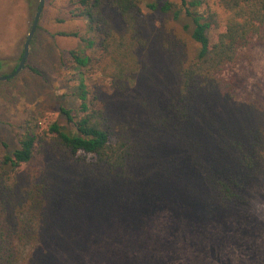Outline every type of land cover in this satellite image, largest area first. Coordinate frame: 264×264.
<instances>
[{"label": "trees", "instance_id": "1", "mask_svg": "<svg viewBox=\"0 0 264 264\" xmlns=\"http://www.w3.org/2000/svg\"><path fill=\"white\" fill-rule=\"evenodd\" d=\"M23 2L38 8V0ZM215 5L69 0L68 18L85 21V30L56 35L82 46L66 52L79 70V104L60 108L67 128L57 120L39 131L26 126L0 154V264H56L55 247L68 254L113 211L131 216L168 203L210 219L244 204L257 174L264 181V109L227 74L263 37L264 0ZM152 51L158 82L145 57ZM92 62L112 70L108 93L88 90L82 71ZM6 67L0 59V73Z\"/></svg>", "mask_w": 264, "mask_h": 264}, {"label": "rangeland", "instance_id": "2", "mask_svg": "<svg viewBox=\"0 0 264 264\" xmlns=\"http://www.w3.org/2000/svg\"><path fill=\"white\" fill-rule=\"evenodd\" d=\"M143 1L161 5L180 0ZM207 2L218 10L215 0ZM68 4L69 0H44L24 68L17 76L0 81V154L10 153L17 146L26 126L39 131L48 121L57 120L67 128L60 108H76L79 104V70L66 52L82 46L75 38L56 35L85 30V21L68 18ZM36 12H29L23 0H0V59L7 60L0 76L9 74L19 63ZM57 18L67 21L58 23ZM86 53L92 56L93 51ZM158 56L156 51L145 56L150 79L155 82L164 78ZM30 68H37L41 76L34 75ZM82 72L89 91L103 88L109 92L110 68L92 62ZM227 74L240 80L238 94L242 98L255 100L264 109V34L253 46L241 50L238 62L228 68ZM116 107L131 110L120 99ZM96 229L97 235L68 246V254L55 247L59 258L56 264H264V181L257 174L245 189L244 204L210 219L164 203L131 216L113 211ZM71 235L75 240L76 234Z\"/></svg>", "mask_w": 264, "mask_h": 264}, {"label": "water", "instance_id": "3", "mask_svg": "<svg viewBox=\"0 0 264 264\" xmlns=\"http://www.w3.org/2000/svg\"><path fill=\"white\" fill-rule=\"evenodd\" d=\"M43 4H44V0H39L37 12H36V14L34 16V19H33L29 34L27 35V38H26L25 43L23 45V53H22V56H21V58L19 60V63L17 65L16 69L12 73H10V74H8L6 76H0V81H6L8 79H11V78L17 76L20 73V71L24 68L25 63H26V59H27V56H28L29 43L31 41V38H32L35 30H36L38 19L40 17L41 11L43 9Z\"/></svg>", "mask_w": 264, "mask_h": 264}]
</instances>
